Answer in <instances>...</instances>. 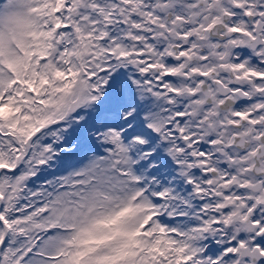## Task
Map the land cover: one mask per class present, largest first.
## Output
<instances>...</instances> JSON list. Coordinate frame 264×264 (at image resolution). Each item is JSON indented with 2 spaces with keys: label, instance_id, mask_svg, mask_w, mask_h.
<instances>
[{
  "label": "snow or ice",
  "instance_id": "obj_1",
  "mask_svg": "<svg viewBox=\"0 0 264 264\" xmlns=\"http://www.w3.org/2000/svg\"><path fill=\"white\" fill-rule=\"evenodd\" d=\"M0 264H264V0H0Z\"/></svg>",
  "mask_w": 264,
  "mask_h": 264
}]
</instances>
